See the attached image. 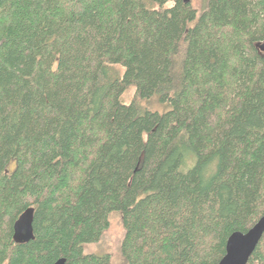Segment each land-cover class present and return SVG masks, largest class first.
<instances>
[{"label":"trees","instance_id":"1","mask_svg":"<svg viewBox=\"0 0 264 264\" xmlns=\"http://www.w3.org/2000/svg\"><path fill=\"white\" fill-rule=\"evenodd\" d=\"M196 1L0 0V264H111L113 215L125 264H217L264 214V0Z\"/></svg>","mask_w":264,"mask_h":264},{"label":"water","instance_id":"2","mask_svg":"<svg viewBox=\"0 0 264 264\" xmlns=\"http://www.w3.org/2000/svg\"><path fill=\"white\" fill-rule=\"evenodd\" d=\"M190 4L191 0H182ZM256 48L264 53V42L256 44ZM34 210L26 209L13 226L12 240L16 245L27 244L34 239L32 223ZM264 234V214L246 232H235L229 236L225 245V254L217 264H247L250 256L259 244ZM54 264H65L64 259H59Z\"/></svg>","mask_w":264,"mask_h":264},{"label":"rangeland","instance_id":"3","mask_svg":"<svg viewBox=\"0 0 264 264\" xmlns=\"http://www.w3.org/2000/svg\"><path fill=\"white\" fill-rule=\"evenodd\" d=\"M194 8L200 9V3L196 0L191 1ZM259 50V49H258ZM135 97V90L128 89L123 95L122 100L124 103L129 104ZM152 110L162 113V107L153 106ZM124 236V229L117 215H113L109 220V227L103 233L100 240L96 243L84 245L83 253L87 255H96L99 257L108 256L111 264H125L121 256V242Z\"/></svg>","mask_w":264,"mask_h":264},{"label":"bare ground","instance_id":"4","mask_svg":"<svg viewBox=\"0 0 264 264\" xmlns=\"http://www.w3.org/2000/svg\"><path fill=\"white\" fill-rule=\"evenodd\" d=\"M18 218H19V217H18ZM16 221H17V220H16ZM16 221H15V222H16ZM14 224H15V223H14ZM14 224H13V226H14ZM12 241H13V240H12ZM13 243H14V242H13ZM14 244H15V243H14Z\"/></svg>","mask_w":264,"mask_h":264}]
</instances>
